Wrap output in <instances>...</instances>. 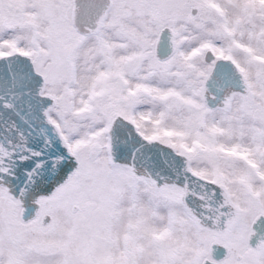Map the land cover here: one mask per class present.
Instances as JSON below:
<instances>
[{"label": "rangeland", "instance_id": "374dc122", "mask_svg": "<svg viewBox=\"0 0 264 264\" xmlns=\"http://www.w3.org/2000/svg\"><path fill=\"white\" fill-rule=\"evenodd\" d=\"M113 1L103 28L85 40L92 39L100 48L105 41H118L116 49L123 50L127 58L129 54L136 57V74L144 65L146 78L156 75L160 85L175 81L165 99L175 107L168 110L160 104L163 118L157 124L139 116L138 111L146 106L144 101H149L148 94L139 89L135 98L126 96L127 103L120 102L123 99L121 91L111 98L97 97L90 102L89 113L73 116L76 105L77 110L84 106L75 103L69 92L75 82L70 63L81 42L71 25V0H0V57L21 53L32 58L36 70L45 78V95L55 100L50 117L60 119L54 122L81 162L68 184L53 196L40 200L41 214L30 223L20 220L18 202L0 186V264H117L115 233L125 228L135 237L138 231H146L148 225L157 234L158 230L166 231V238L154 240L156 254L145 264H201L209 257V245L218 240V235L196 223L179 201L180 188L157 189L149 180L136 181L127 167L111 164L107 129L118 115L133 121L145 137L186 155L195 173L228 191L233 205L240 211V219L223 243L230 253L221 264H264V247L258 251L247 243L253 219L264 215V193L254 190L261 185L258 168L246 160L240 162L243 181L237 185L241 177L234 168L237 165L235 156L217 151V136H211L206 130L207 117L212 111L202 103L203 85L212 66L204 60V55L212 51L211 47L195 49L191 47L193 39H178L176 53L166 61H159L154 55V44L164 27L181 25V29L175 30V37L176 32L183 34L184 31L192 36L194 32L202 33L200 24L210 23L212 35L201 34L202 38L212 43L217 39L224 41L228 46L224 55L243 53L230 41L218 11L206 6L209 0ZM245 7L250 22L246 20L238 30L253 33L252 24L257 23L263 31L264 3L258 8L252 1L245 0ZM250 43L253 44V40ZM128 46L132 47V53ZM188 51H193L190 56L186 54ZM243 59L246 66L252 65L256 77L253 91L241 95V118L260 123L264 129V62L248 54ZM199 66L206 68L205 73L200 71L194 83L189 82ZM191 84L194 86L192 95L201 102L199 105L184 102L180 97L192 88ZM113 87L116 89L115 85ZM180 87L183 92H178ZM151 103L159 104L157 101ZM83 124L86 132L79 130ZM166 126L171 132L164 129ZM43 215L51 219L46 225L41 222ZM102 228L108 229L107 235L100 232ZM142 234L147 235L146 232ZM142 255V250L128 253L118 264H141L143 258L138 256Z\"/></svg>", "mask_w": 264, "mask_h": 264}, {"label": "water", "instance_id": "95a60500", "mask_svg": "<svg viewBox=\"0 0 264 264\" xmlns=\"http://www.w3.org/2000/svg\"><path fill=\"white\" fill-rule=\"evenodd\" d=\"M111 0H74L73 25L85 35L101 30ZM195 10L192 11L194 13ZM175 33L164 27L155 43L159 61L176 52ZM208 51L206 62L213 61ZM46 81L32 58L21 53L0 57V186L18 202L20 220L35 221L43 198L53 196L81 167L50 110L55 100L45 95ZM249 92L240 68L232 60H216L204 82L203 105L214 110L227 105L234 93ZM108 156L112 165L127 167L136 181L149 180L157 189L181 190L179 201L196 223L218 235L201 264H221L229 255L224 245L239 222L240 211L222 185L191 168L189 158L172 146L145 137L133 121L116 116L108 126ZM49 216H41L42 225ZM247 237L255 250L264 247V215L256 216Z\"/></svg>", "mask_w": 264, "mask_h": 264}, {"label": "bare ground", "instance_id": "6f19581e", "mask_svg": "<svg viewBox=\"0 0 264 264\" xmlns=\"http://www.w3.org/2000/svg\"><path fill=\"white\" fill-rule=\"evenodd\" d=\"M250 1L258 8L264 3V0ZM206 6L212 7L218 11L222 18V26L225 31H227L230 41L241 53H243V55L235 56L234 60L238 64L248 84L249 91H253L252 88L255 86L254 81L256 72L250 63L247 66L244 64L243 56L248 54L252 59L264 62V30L261 31L257 23L252 24L254 25L253 33L238 30L240 27L243 28L246 20L250 22V17H246L245 15V0H209ZM258 15L261 17L260 14ZM200 25H202V33L194 32L191 36L190 32L182 29V31H184L183 34L176 32L178 34L177 37H175L176 41L178 39L184 41L193 39L196 45L192 43V48L200 49L202 46H210L215 55H224V49L228 47L224 41L217 39L212 43L200 36L201 34L204 36L212 35V25L210 23H203ZM172 28L170 29L175 33V30L178 31L177 28L181 29V25H175ZM251 40H253V44L250 43ZM117 43L118 41H105L102 46L103 48H100V45L94 43L92 39H84L79 43L70 63V68L75 75V82L71 86V91L69 90V92L73 95L74 102L82 103L84 107L77 110L76 108L78 105H76L73 116L81 115L82 117L89 113L90 110L88 106L90 102L97 97H102L104 99L111 98L121 91L123 99L120 100V102L127 103L128 99L135 98L136 94L140 92L137 91L139 89L146 92L149 98V101H144L146 105L145 108L138 111L140 114L139 116L144 120H148L150 123L157 124L160 119L163 118L160 104H164V107H167L168 110L175 107L172 103H167L165 100L170 89L175 86V81L170 80L166 82L167 84L160 85L156 75L146 78V75H148L146 73L147 67L144 65L140 69L141 72L136 74L135 56L129 54L127 58L123 50L115 48ZM131 49L132 47L128 46V51L130 53H132ZM191 52L193 51H188L186 54L190 56ZM125 62L126 64L124 65ZM198 70L196 74L189 78V82L193 81L194 83V79L200 76V71L204 74L206 68L204 66H199ZM126 74L128 76L127 78H125ZM113 85L116 86V89ZM181 87L178 88V92H183ZM191 87L192 88L180 97L184 102H193L199 105L201 102L192 95L194 91L193 84H191ZM94 91H97V93L93 94ZM87 93L89 95H87ZM126 96L128 99H125ZM241 99V94L234 93L229 97L225 107L211 110L212 114L207 117L209 124L206 130L211 136H217V151L226 152L235 156L234 161L237 165H235L234 168L238 176L241 177L237 180L236 184L239 185L243 181L242 165L238 164L246 160L257 166L259 171V182L261 185L254 190L256 193H264V188H261V186L264 185V129L261 128L259 125L260 123L255 124L250 119L246 118L243 120L241 118ZM152 101H157L159 104L151 103ZM152 105H154V107H152ZM199 107L202 106L200 105ZM52 120L53 122H60V119L55 117H52ZM164 129L171 132V129L167 126L164 127ZM79 130L86 132L85 125L83 124V126L79 127ZM174 134L176 136L179 135V133L176 132H174ZM82 139L83 137L81 140ZM153 230L148 225L146 231H138L139 235L135 237L125 228H121V230L117 231L113 239L116 263L118 264L120 259L124 260L128 253L132 254L137 250H142L143 255L138 257L143 258L141 264H145L144 262H147L152 255L156 254L153 248L154 240L166 238V231L158 230L157 234L155 233L156 231ZM145 232L147 233L146 237L142 234ZM140 241L142 244L139 243ZM145 252H147V254H145ZM146 256H148L147 259H145Z\"/></svg>", "mask_w": 264, "mask_h": 264}, {"label": "flooded vegetation", "instance_id": "af4514ba", "mask_svg": "<svg viewBox=\"0 0 264 264\" xmlns=\"http://www.w3.org/2000/svg\"><path fill=\"white\" fill-rule=\"evenodd\" d=\"M111 2H112V5H111V8H110V10H108L107 11V13H106V16H105V18H104V20H103V24H102V27H101V29L103 28V26H104V22L108 19V16H109V12L111 11V9H112V7H113V4H114V1L113 0H111ZM71 7H72V9H71V14H70V19H71V25H72V27H73V30H74V34L76 35V37L78 38V40L79 41H82V40H84V39H87L88 37H90V36H94V35H97L99 32H97V33H93V34H90V35H85V34H83V33H81L80 31H78L76 28H75V26L73 25V20H72V16H73V10H74V0H71ZM111 18V17H110ZM118 20H119V17H117L114 21L117 23L118 22ZM122 20L119 22V24L121 25L122 24ZM163 29V28H162ZM161 29V30H162ZM161 30H160V32H161ZM159 32V33H160ZM159 33H158V35H159ZM158 35H157V37H158ZM157 37H156V39H157ZM155 43H156V40H155ZM154 55H155V44H154ZM206 56H207V52L205 53V55H204V60L206 61ZM213 61L211 62V66H212V68H213V66H214V63H215V61L216 60H219V59H222V60H232L237 66H238V64L236 63V61L234 60V54H231L230 56L229 55H222V56H218V55H215L214 53H213ZM136 58V57H135ZM239 67V66H238ZM203 88H204V85H203ZM107 231H108V229L107 228H102V229H100V232H102V233H104V234H106L107 235ZM88 234V233H87ZM103 246H105L104 244H103ZM229 253H230V249H229ZM88 257V256H87Z\"/></svg>", "mask_w": 264, "mask_h": 264}]
</instances>
